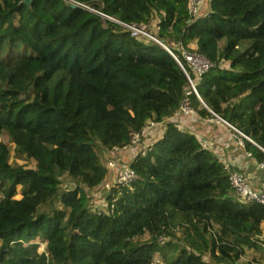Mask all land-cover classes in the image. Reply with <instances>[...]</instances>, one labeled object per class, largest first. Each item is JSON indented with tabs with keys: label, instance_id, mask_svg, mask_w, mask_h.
<instances>
[{
	"label": "trees",
	"instance_id": "1",
	"mask_svg": "<svg viewBox=\"0 0 264 264\" xmlns=\"http://www.w3.org/2000/svg\"><path fill=\"white\" fill-rule=\"evenodd\" d=\"M166 47L210 66L197 79ZM184 101L264 162V0H208L199 16L187 0H0V264H264V208L171 120ZM150 122L160 135L120 159L133 179L93 209L107 152Z\"/></svg>",
	"mask_w": 264,
	"mask_h": 264
},
{
	"label": "crops",
	"instance_id": "2",
	"mask_svg": "<svg viewBox=\"0 0 264 264\" xmlns=\"http://www.w3.org/2000/svg\"><path fill=\"white\" fill-rule=\"evenodd\" d=\"M207 11L208 0L202 4L200 15L205 14ZM216 118H204L198 113L192 112L190 114L175 115L171 120L174 121L179 129L193 134L201 140V142L211 148L215 155H217L226 165L235 166L252 187L256 189H263L264 167L261 163L257 162L256 159H254V156L250 151L248 152L244 149L243 141L238 140V134H232V129L226 127L223 122H220ZM162 129L163 125L160 124H157L155 127H151L147 130L146 134L140 139V141L142 140L144 145L151 143L160 135ZM140 145L143 147L142 144ZM129 151H134V149H129L127 146L118 152L115 150L107 152L110 157L109 160L116 162V165L109 169L106 180L113 175L117 167V163L122 157H127ZM248 153H250L249 156H247ZM135 154L136 153L133 155ZM132 157L133 156L130 155L127 159ZM262 229L264 230L263 221ZM262 243L264 248V242L262 241Z\"/></svg>",
	"mask_w": 264,
	"mask_h": 264
},
{
	"label": "built area",
	"instance_id": "3",
	"mask_svg": "<svg viewBox=\"0 0 264 264\" xmlns=\"http://www.w3.org/2000/svg\"><path fill=\"white\" fill-rule=\"evenodd\" d=\"M205 2V0H187V8L192 16H199L200 15V9L202 4ZM130 29V35L131 36H138V35H144L150 38H154L151 34H149L145 29L144 26H135L130 24H124ZM167 51L169 54L174 57V59L184 68L182 61L185 62L191 69L194 70L195 76L197 79L199 78V74H201L202 71L207 70L210 66V61L208 58L198 52L193 50H188L186 48H181L180 50V56L176 55L174 51L167 48ZM190 81V78H189ZM191 90L199 96L197 89L195 85L190 81ZM192 112H195L190 105L188 104V101H184L178 111L175 113L176 116L181 114H190ZM219 118V117H218ZM220 119V118H219ZM221 120V119H220ZM222 121V120H221ZM223 122V121H222ZM158 123L150 122L148 127H155ZM161 125V124H160ZM145 128L138 133L134 132L131 139V144L135 145L140 140V135L143 131H145ZM237 133V132H236ZM238 134V133H237ZM244 138L249 139L247 136H242ZM241 137V138H242ZM250 153L247 154L249 156ZM108 165H113V161H109ZM261 165L264 167V163L262 162ZM134 170L130 165V162L127 160H121L117 172L115 175H112L109 177V184L107 185V188L110 184H129L130 181L134 177ZM228 178L231 182V185L233 186L234 191L239 194L240 196L248 199V200H254L258 202L261 206L264 208V188L263 189H256L251 186V184L245 179V177L238 171V170H230L228 174ZM107 190V189H106ZM264 225V220H263ZM261 238L264 242V230L261 234Z\"/></svg>",
	"mask_w": 264,
	"mask_h": 264
},
{
	"label": "rangeland",
	"instance_id": "4",
	"mask_svg": "<svg viewBox=\"0 0 264 264\" xmlns=\"http://www.w3.org/2000/svg\"><path fill=\"white\" fill-rule=\"evenodd\" d=\"M152 26H153V24H151ZM190 81L195 85V80L193 79V80H191L190 79ZM190 81H189V83H190ZM191 84V83H190ZM119 92H120V94H123V90H121V89H119ZM249 98L246 96H243L241 99H240V101L242 102V103H245L247 100H248ZM216 119H218L220 122H222L218 117L216 118ZM223 124L226 126V127H228V128H230L227 124H225L224 122H223ZM230 129H232V128H230ZM232 131V134H236L237 135V133H236V131H234L233 129L231 130ZM144 136V135H143ZM142 136V137H143ZM238 136V140H242L241 139V137L242 136H240L239 134L237 135ZM141 137V136H140ZM141 137V138H142ZM2 140H4V137H2L1 138ZM140 144H142L143 146H144V142L141 140H139L138 141V143L137 144H135V145H133V146H131V147H129V149H131V148H133L134 149V151H129L128 152V156H134L133 154L134 153H137V151L141 148V145ZM127 156V157H128ZM129 159H131V158H129ZM128 159V160H129ZM120 161L121 160H119V162L117 163V167H116V169H115V172L113 173V175H115L116 174V172H117V168H118V165H119V163H120ZM116 165V162H113V165H110V166H115ZM111 177V176H110ZM61 178H63V179H68L69 177H68V175H63V176H61ZM109 178H108V180H105V182H104V184L101 186V187H99L97 190H95V191H92V195H93V205H92V208L93 209H96V208H105V199L102 197V194L106 191V189H107V185L109 184ZM104 186H105V188H104ZM7 202L9 203V204H14L15 203V199L14 198H9L8 200H7ZM261 253H263L264 254V251H262ZM103 262V264H105L104 263V260H102Z\"/></svg>",
	"mask_w": 264,
	"mask_h": 264
},
{
	"label": "water",
	"instance_id": "5",
	"mask_svg": "<svg viewBox=\"0 0 264 264\" xmlns=\"http://www.w3.org/2000/svg\"><path fill=\"white\" fill-rule=\"evenodd\" d=\"M28 1V0H25ZM218 117V116H217ZM220 118V117H219ZM225 124H227L230 128H232L234 131H236L240 136H246L244 133L240 132L239 130H237L234 126H232L230 123H228L227 121H225L224 119L220 118ZM243 138V137H242Z\"/></svg>",
	"mask_w": 264,
	"mask_h": 264
},
{
	"label": "bare ground",
	"instance_id": "6",
	"mask_svg": "<svg viewBox=\"0 0 264 264\" xmlns=\"http://www.w3.org/2000/svg\"><path fill=\"white\" fill-rule=\"evenodd\" d=\"M102 262H103V261H102V260H100V261L98 262V264H103Z\"/></svg>",
	"mask_w": 264,
	"mask_h": 264
},
{
	"label": "clouds",
	"instance_id": "7",
	"mask_svg": "<svg viewBox=\"0 0 264 264\" xmlns=\"http://www.w3.org/2000/svg\"><path fill=\"white\" fill-rule=\"evenodd\" d=\"M142 148V147H141ZM141 148L138 150V152L141 150ZM137 154V153H136Z\"/></svg>",
	"mask_w": 264,
	"mask_h": 264
}]
</instances>
